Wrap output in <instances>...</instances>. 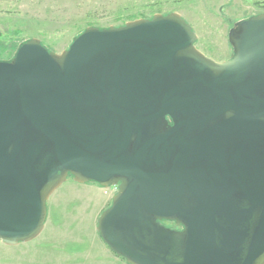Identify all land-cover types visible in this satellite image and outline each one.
<instances>
[{
  "label": "water",
  "instance_id": "obj_1",
  "mask_svg": "<svg viewBox=\"0 0 264 264\" xmlns=\"http://www.w3.org/2000/svg\"><path fill=\"white\" fill-rule=\"evenodd\" d=\"M196 41L158 13L0 61L1 243L38 237L71 177L117 188L96 230L127 264H264V13L227 60Z\"/></svg>",
  "mask_w": 264,
  "mask_h": 264
},
{
  "label": "rangeland",
  "instance_id": "obj_2",
  "mask_svg": "<svg viewBox=\"0 0 264 264\" xmlns=\"http://www.w3.org/2000/svg\"><path fill=\"white\" fill-rule=\"evenodd\" d=\"M170 12L190 24L203 54L221 62L233 55L229 30L264 13V0H0V61H9L30 38L61 53L89 26L107 28ZM116 191L68 177L47 201L43 231L16 246L0 242V264H127L111 255L96 230Z\"/></svg>",
  "mask_w": 264,
  "mask_h": 264
},
{
  "label": "trees",
  "instance_id": "obj_3",
  "mask_svg": "<svg viewBox=\"0 0 264 264\" xmlns=\"http://www.w3.org/2000/svg\"><path fill=\"white\" fill-rule=\"evenodd\" d=\"M117 26H119V25H117ZM82 32V31H81ZM80 32V33H81ZM79 35V34H78ZM165 222H162V224H164ZM169 226H171L172 228H174V224L173 223H170V225ZM122 259V258H121ZM123 260V259H122Z\"/></svg>",
  "mask_w": 264,
  "mask_h": 264
},
{
  "label": "flooded vegetation",
  "instance_id": "obj_4",
  "mask_svg": "<svg viewBox=\"0 0 264 264\" xmlns=\"http://www.w3.org/2000/svg\"><path fill=\"white\" fill-rule=\"evenodd\" d=\"M163 225H165V226H169L170 225V223L169 222H165ZM176 228V227H175ZM121 259V258H120Z\"/></svg>",
  "mask_w": 264,
  "mask_h": 264
},
{
  "label": "crops",
  "instance_id": "obj_5",
  "mask_svg": "<svg viewBox=\"0 0 264 264\" xmlns=\"http://www.w3.org/2000/svg\"><path fill=\"white\" fill-rule=\"evenodd\" d=\"M110 252H111V251H110ZM111 255H113V256L115 257V259H116V258H118V257H117V256H115V255H114L112 252H111Z\"/></svg>",
  "mask_w": 264,
  "mask_h": 264
}]
</instances>
